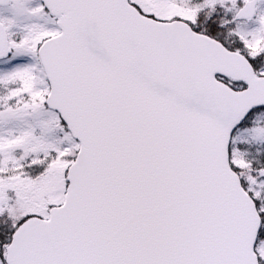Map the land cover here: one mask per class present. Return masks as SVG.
Listing matches in <instances>:
<instances>
[{
  "label": "snow or ice",
  "instance_id": "snow-or-ice-1",
  "mask_svg": "<svg viewBox=\"0 0 264 264\" xmlns=\"http://www.w3.org/2000/svg\"><path fill=\"white\" fill-rule=\"evenodd\" d=\"M0 264H264V0H0Z\"/></svg>",
  "mask_w": 264,
  "mask_h": 264
}]
</instances>
